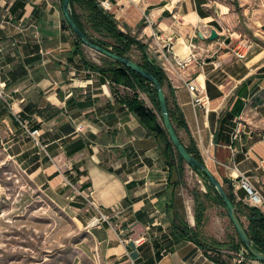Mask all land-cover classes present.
Listing matches in <instances>:
<instances>
[{"label": "crops", "instance_id": "0c3cea01", "mask_svg": "<svg viewBox=\"0 0 264 264\" xmlns=\"http://www.w3.org/2000/svg\"><path fill=\"white\" fill-rule=\"evenodd\" d=\"M63 1L0 0V149L61 208L78 211L79 264H219L175 231L181 222L196 227L194 189L185 196V186L194 180L207 193L203 179L187 165L185 182L171 186L165 143L85 63ZM99 1L111 4L121 29L148 44L165 71L172 122L185 147L238 205L255 206L246 188L234 186L246 177L264 212V0ZM163 43L171 47L168 58ZM192 55L180 69L175 58ZM191 81L207 92L208 108L194 106ZM222 210L209 201L202 231L208 241L232 238ZM221 251L222 261L238 264V253Z\"/></svg>", "mask_w": 264, "mask_h": 264}, {"label": "trees", "instance_id": "16d2710c", "mask_svg": "<svg viewBox=\"0 0 264 264\" xmlns=\"http://www.w3.org/2000/svg\"><path fill=\"white\" fill-rule=\"evenodd\" d=\"M71 12L73 19L92 43L121 57L137 62L142 68L150 71L161 82L165 93L167 92V75L163 68L158 65L156 59L149 53L148 44L139 40L130 30L123 31L114 14L110 11H106L101 6L99 0H72ZM68 27L72 31L69 25ZM73 35L76 39L77 48L84 55L85 63L107 77L113 86L117 100L127 106L131 112L136 114L142 125L156 138L165 143L164 158L166 164L171 170V176L175 179V183L172 182L171 186L176 188L179 184L184 183L187 164L174 148V145L164 127L163 120L161 119L158 93L155 86L129 67L108 57H102V65L89 60L84 54L85 47L82 41L74 33ZM137 54L140 56L141 60L136 58ZM121 86L125 87L123 93L119 89ZM142 93L147 94L152 99L157 109V113L147 107L146 102L142 97ZM169 111L171 120H173L174 114L170 107ZM189 152L193 154L191 151ZM193 155L203 162L199 155ZM198 174L200 175V173ZM200 176L206 181L207 193L202 192L198 188L193 190L197 222L196 227L192 228L187 223L181 222L175 224V231L181 238L196 242L204 249L207 256L215 262L226 264L221 259L223 254L221 251L222 249L240 253V251L245 250L246 248L240 240L236 230V236L233 237L229 243H219L215 240L208 241L203 238L202 231L207 221L209 201L216 202L224 208H226V205L217 190L202 175ZM226 192L233 204L238 207V216L254 246L264 253V212L255 206L245 204L238 205L233 193H231L229 189L226 190ZM225 215L228 216L227 212H225ZM243 218L247 219L248 225L243 221ZM176 219H178V217H176ZM238 257V264L251 263V256H243L244 260H242V256Z\"/></svg>", "mask_w": 264, "mask_h": 264}, {"label": "rangeland", "instance_id": "374dc122", "mask_svg": "<svg viewBox=\"0 0 264 264\" xmlns=\"http://www.w3.org/2000/svg\"><path fill=\"white\" fill-rule=\"evenodd\" d=\"M85 51L103 64L101 54L86 47ZM136 58L141 60L138 54ZM190 183L185 196L199 187L194 180ZM57 203L0 149V264H79V213ZM225 212L224 208L222 218L233 238L235 228ZM83 236H89L87 229ZM242 251L238 256H244Z\"/></svg>", "mask_w": 264, "mask_h": 264}, {"label": "water", "instance_id": "95a60500", "mask_svg": "<svg viewBox=\"0 0 264 264\" xmlns=\"http://www.w3.org/2000/svg\"><path fill=\"white\" fill-rule=\"evenodd\" d=\"M71 5L72 0H64L63 1V13L68 25L71 27L73 33L82 41L84 47L89 48L102 56L108 57L114 61H117L130 69L134 72L142 76L143 78L150 81L156 88L158 93V100L160 105V113L164 123V127L168 133V136L171 142L174 145V148L178 152V154L183 158L185 163L194 171L200 173L219 193V195L223 198V201L226 205V212L233 223V226L238 233L240 240L243 242L245 246V250L251 256L250 259L254 262H259L264 264V253L258 250L251 238L249 237L245 227L243 226L242 221L240 220L236 206L233 204L231 199L229 198L226 190L224 189L223 185L220 181L211 173V171L207 168L204 162H201L199 159L196 158L195 155L191 154L189 150L185 147L182 143L179 135L173 125L171 120L167 95L165 90L161 84V82L148 70L142 68L137 62L130 60L125 57H121L115 53H112L105 48L92 43L76 21L73 19L72 12H71ZM218 38V34L216 31L212 32L211 39L216 40ZM245 253V252H244Z\"/></svg>", "mask_w": 264, "mask_h": 264}, {"label": "built area", "instance_id": "2783aa9c", "mask_svg": "<svg viewBox=\"0 0 264 264\" xmlns=\"http://www.w3.org/2000/svg\"><path fill=\"white\" fill-rule=\"evenodd\" d=\"M101 6L106 10V11H112V6L111 4H109L108 2H103L101 3ZM150 22V19L147 18ZM162 47H163V50L161 52L162 56L168 58V51H171V47L167 46L165 43L161 44ZM1 45H0V53H1ZM243 57V56H241ZM194 55L190 56L189 58L187 59H181L179 57H176V63L178 65V67L180 69H186L190 63L193 62L194 60ZM188 88L189 90L191 91V93L193 94V104L196 108H208L209 106V103H210V98L207 94V92L203 89H200L198 87V85L195 83V81H191L188 83ZM0 98H5V92L3 90V86L0 84ZM242 132V130L240 129L237 133V136ZM31 135L33 137H38L40 135V131L39 130H35V131H32L31 132ZM234 186L236 188H246L248 190V192L250 193L251 197H252V200L254 202V205L255 206H260L262 205L263 203V198L262 196L254 191L250 186H249V182H248V179L246 177H242L240 179V181L238 182H234ZM106 219L105 216L101 217L98 219L97 223H101L103 222L104 220ZM247 252L246 250H243L242 251V255L245 256V253ZM242 260H244V257L242 256Z\"/></svg>", "mask_w": 264, "mask_h": 264}, {"label": "bare ground", "instance_id": "6f19581e", "mask_svg": "<svg viewBox=\"0 0 264 264\" xmlns=\"http://www.w3.org/2000/svg\"><path fill=\"white\" fill-rule=\"evenodd\" d=\"M187 48V47H186Z\"/></svg>", "mask_w": 264, "mask_h": 264}]
</instances>
